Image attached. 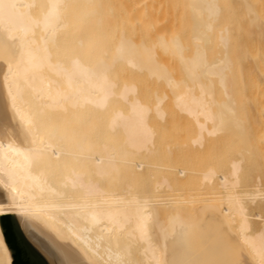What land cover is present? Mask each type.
Returning <instances> with one entry per match:
<instances>
[{
  "label": "bare ground",
  "instance_id": "1",
  "mask_svg": "<svg viewBox=\"0 0 264 264\" xmlns=\"http://www.w3.org/2000/svg\"><path fill=\"white\" fill-rule=\"evenodd\" d=\"M165 1L0 0V264H264V0Z\"/></svg>",
  "mask_w": 264,
  "mask_h": 264
},
{
  "label": "rangeland",
  "instance_id": "2",
  "mask_svg": "<svg viewBox=\"0 0 264 264\" xmlns=\"http://www.w3.org/2000/svg\"><path fill=\"white\" fill-rule=\"evenodd\" d=\"M164 1H165V0H164ZM170 1H171V0H170ZM165 2H166V1H165ZM167 2H169V0H168ZM162 3H163V0H161V2H160L161 6H162ZM170 3H171V2H170ZM164 4H165V3H164ZM171 4H172V3H171ZM171 4H170V5L168 4L169 7L166 6V4H165V5H164L165 7L163 6L162 8H164V9L167 8L166 10L169 11V9L173 7V6H171ZM172 5H173V4H172ZM170 6H171V7H170ZM164 9H163V10H164ZM170 11H171V10H170ZM167 90H168V89H167ZM169 93H170V91H169ZM169 93H167V95H168ZM169 95H173V94L170 93ZM168 97L170 98V97H172V96H168ZM169 98H168V101H169ZM178 114H179V113H178ZM175 115H176V114H175ZM175 115H174V116H175ZM179 116H180V117H178V118H181V117H182L181 114H179ZM176 117H177V116H176ZM175 119H176V118H175ZM176 120L178 121V120H180V119H176ZM181 121H182V120H180V122H181ZM181 123H182V122H181ZM184 123H185V122H184ZM179 124H180V123H179ZM180 125H181V124H180ZM181 126H184V125H181ZM181 126H180L181 130H180V129H178V130L180 131L179 133L182 135V133H183L182 129H184V128H182ZM178 128H179V127H178ZM186 128H187V129H186ZM189 128L191 129V127H185L186 132H187V130H190ZM178 130L176 129V131H178ZM176 131L174 130L175 133H176ZM181 131H182V132H181ZM174 132H173V133H174ZM186 132H184V133H186ZM192 132H193V131H191V130L188 131V132H187V133H188L187 135H188V136H191V135H192ZM189 133H191V135H189ZM180 134H179V135H180ZM177 135H178V133L175 134L174 136L177 137ZM185 135H186V134H185ZM185 135L183 134L182 136L185 137ZM225 135L227 136V134H225ZM182 136H179V137H178V138H181V140H180L181 142L178 141V143L180 142V147L183 146L184 149H183V148L179 149L180 147H179V146H176L175 149H176V151L179 149L178 152H176L174 149H172V148L174 147V145H175V142H176V145H177V140L174 139V142H172V144H174L173 147H172V145H171V143H170L171 140H172L173 138H171V140H169V141H170L169 143H170V145H171V146H170V149H171L172 152H173V151L176 152V153L174 152V154H175L176 157H177V158H176V157L174 156V154H173L172 156L169 154L171 157L168 158V159L172 160V162H170V163H172L173 166H174L175 164H176L175 167H178V168H179V166H182L183 164H182L181 162H182V160H183V157L186 156L187 159H188V162L191 163L190 165L187 164V165H189L188 167H190V166H191V167L194 166V165H192V164H196L197 166H199V168H198L196 165H195L196 168H193V167H192L193 169H196V171H197L198 169H200V168L202 167V165H203V167H204V166H205V167H206V166L209 167L213 162L216 163V165H217V167H218L217 169H220V170H223V169H224L225 166L223 165V163H225V161L227 160V158L230 156V155H228V157H226V156H227V155H226L227 153H225V152H227V151L229 152V150H227V149H229L228 146L231 145V144L227 141V140H229V139H228L229 136L226 138V137L222 134L221 137H223V138H221V137L219 136V137H220L219 139H218V137H217L216 140L214 139L215 142H214V140H213V141H208V142H210V143H208V145H210V146H207V142H206V144H205L206 147H205V146L197 147V146L193 145V143L190 142L191 140L188 139L187 137H185V140H187V141L185 142V141H184V138H182ZM178 138H177V139H178ZM186 138H187V139H186ZM189 138H190V137H189ZM225 138H226L227 143H226V141H224ZM175 140H176V141H175ZM188 140H189V141H188ZM230 140H231V139H230ZM172 141H173V140H172ZM182 141H183L185 144L182 143ZM187 142H188V143H191L193 146H195V147H193V150H192V148H191L192 145L189 147V148H191V149H189L188 146L186 147V145H188ZM163 143H164V142H163ZM211 143H212V145H211ZM183 144H184L185 146H184ZM225 144H226V145L228 144V145L226 146ZM163 145H167V144L165 143V144H163ZM181 145H182V146H181ZM168 147H169V145H168ZM177 147H178V149H177ZM185 147L188 148V149H189L190 151H192V152L194 151V152L196 153V157H195V155H194V154H195L194 152H193V153H192V152L189 153V150H188V149L186 150ZM196 148H198V150H197ZM165 149H166V148H165ZM167 149H168V148H167ZM195 149H196V150H195ZM225 149H226V151H225ZM185 151H186V153H185ZM196 151H197V152H196ZM168 152H169V151H168ZM168 152H167V154H168ZM223 152H224V153H223ZM169 153H171V152H169ZM181 153H182V154H181ZM183 153L186 154V155H184ZM187 153H188V154H187ZM191 153L193 154V156H192ZM235 153H236V152H235L234 150H232V153H231V151H230L229 154L235 155ZM167 154H166V155H167ZM223 154H224V155H223ZM166 155H164L165 158L168 156V155H167V156H166ZM180 155H181V156H180ZM232 155H231V157H232ZM164 156H163V157H164ZM178 156H179V157H178ZM182 156H183V157H182ZM188 156H189V157H188ZM190 156L192 157V159H193V157H194V160H195V161H192ZM235 156H236V155H235ZM172 157H174V158H172ZM180 157H182V159H181ZM186 157H185L184 159H186ZM175 158H176V159H179V158H180L179 160L181 161L180 163H181L182 165H181L180 163L177 164V163H176L177 161L175 160ZM224 158H225V159H224ZM189 159H190V160H189ZM223 159H224V160H223ZM166 160H167V159H165V162H166ZM174 160H175V161H174ZM222 160H223L224 162H223ZM197 161H198V162H197ZM167 162H168V160H167ZM167 162H166V163H167ZM173 162H174L175 164H174ZM186 162H187L186 160H183V163H184V164H185ZM192 162H193V163H192ZM194 162H195V163H194ZM214 163H213V165L216 166ZM206 164H207V165H206ZM208 164H209V165H208ZM250 164H251V163H250ZM178 165H179V166H178ZM185 165H186V164H185ZM222 165H223V166H222ZM219 166H220V167L222 166L221 168H223V169H221ZM249 166H250V167H249ZM249 166H245V169L248 168V169H249V172H251V171H252V168H253V166H255V164L252 166V168H251V165H249ZM191 167H190V168H191ZM254 168H256V166H255ZM254 168H253V170H255ZM193 169H192V170H193ZM201 169H202V168H201ZM176 170H177V168H176ZM192 170H191V171H192ZM202 170H204V169H202ZM202 170H198V171L201 172ZM250 170H251V171H250ZM194 171H195V170H193L192 172H193V174L195 175L196 173H194ZM247 171H248V170H247ZM247 171H246V173L248 174ZM175 172H176V171H175ZM255 172H256V170H255ZM253 173H254V171L248 174V175H249V178H248V175H246L247 178H248L247 180L250 179V181H251V179L254 178L253 176H251ZM253 175H255V173H254ZM191 177H192V176H191ZM191 177H190V178H191ZM196 177H197V176H196ZM252 177H253V178H252ZM194 179H195V176H194L193 180H191V184L188 183L189 187H186V188H185V190H186V189H187V190H188V189H190V190L192 189L191 191H193V192H195V191L197 190L196 193H193V194H195V196H194L192 193H189L190 191L187 192V195H188V194H192V195H193V199H195V203H196V204L194 203L195 206L192 205V206H193V209H194V207H195V208L198 207L199 204L204 205L205 203L208 202V201H204V200H208V199H212L211 202H214V203H215V202L220 203L218 200H214L215 198L213 199L214 195H213V196L206 195V192L204 193V191H205L204 188L201 189V190H204V191H202V192L199 191V190H200V187H201L202 185L199 187L200 183H199L198 181H194ZM195 180H196V179H195ZM198 180H199V179H198ZM188 181H189V180H188ZM192 181H194V182L192 183ZM189 182H190V181H189ZM196 182H198V183H197L198 186H197V187L195 186V188H193V187L190 188V187L192 186V184H194V183H196ZM186 183H187V182H186ZM248 183H249V182H248ZM248 183H247V184H248ZM197 184H196V185H197ZM186 185H187V184H186ZM190 185H191V186H190ZM248 186H249V187H248ZM248 186H246V187L241 186V187H242L243 191H244V190H250V189H252L251 185H248ZM198 188H199V190H198ZM195 189H196V190H195ZM240 189H241V188H239V190H240ZM242 189H241V190H242ZM241 190H240V191H241ZM182 191H183V190H182ZM198 191H199V192H198ZM243 191H242V192H243ZM175 192H176V191H175ZM177 192H178V191H177ZM180 192H181V191H180ZM178 193H179V192H178ZM182 193H183V192H182ZM184 193H186V192H184ZM197 193H198L199 195H198ZM200 193H201V194L203 193V194H205V195H203V194L201 195ZM175 194H177V193H175ZM207 194H208V193H207ZM200 195L203 196V197H201ZM188 196H189V195H188ZM190 196H191V195H190ZM190 196H189V197H190ZM196 196H199L201 199H198L199 197H196ZM209 196H210V197H209ZM216 196H218V195H216ZM205 198H206V199H205ZM219 198H220V196H219ZM219 198H218V199H219ZM193 199L191 200V198H190L191 202L193 201ZM216 199H217V197H216ZM198 200H199V201H198ZM202 200H203V201H202ZM219 200H220V199H219ZM196 201H197V202H196ZM247 201L249 202L248 199H247ZM199 202H200V203H199ZM185 203H186V202H185ZM188 203H189V202H188ZM188 203H186V204H188ZM209 203H210V200H209L208 204H209ZM214 203H211V204H214ZM217 203H215V204H217ZM186 204H185V206H187V208H186L185 206H184V207H185L186 209H189V208H190L189 206H191V205H186ZM192 204H193V203H192ZM197 204H198V205H197ZM180 205L183 206L184 204H183V205L180 204ZM201 205H199V206H201ZM192 206H191V207H192ZM189 210H192V209L190 208ZM254 211H255V207L252 206V207L250 208V212L254 213ZM254 221H256V218L254 219ZM202 230H204V232H207V233H212L211 231L208 232V229H207V231H205L206 229H202ZM199 232H200V231H198V233H199ZM201 232H202V231H201ZM204 232H202V233H204ZM213 233H214V232H213ZM213 233H212V234H213ZM212 234H211V235H210V234H206V235L204 234V235H205V237H206V236L208 237L207 240H208V239L210 240V236H212ZM197 235H198V234H197ZM200 235H201V233H200ZM208 235H210V236H208ZM202 236H203V235H202ZM205 237H204V239H205ZM197 238H198V237H197ZM199 238H201V237H199ZM211 238H213V237H211ZM201 239H202L203 242H201V241H200V242L203 243V244L200 246V250L202 249V248H201L202 246H203V251H204V250H205V251H206V250H207V251L212 250V249H210V250L207 249L208 247L210 248V246L207 245V244H206L205 247H204V244H205L204 242H205V240H203V238H201ZM199 240H200V239H197V241H199ZM207 240H206V241H207ZM209 240H208V241H209ZM211 241H212V240H211ZM213 241H214V239H213ZM206 246H208V247H206ZM204 248H205V249H204ZM212 248H213V247H212ZM214 248H215V246H214ZM214 248H213V249H214ZM218 248H219V247H218ZM216 250H217V247H216L213 251L215 252ZM213 251H212V252H213ZM215 254H216V253H215ZM215 254H214V256H216ZM218 255H219V254H218ZM218 255H217V257H220V256H218ZM218 264H220V263H218Z\"/></svg>",
  "mask_w": 264,
  "mask_h": 264
},
{
  "label": "water",
  "instance_id": "3",
  "mask_svg": "<svg viewBox=\"0 0 264 264\" xmlns=\"http://www.w3.org/2000/svg\"><path fill=\"white\" fill-rule=\"evenodd\" d=\"M4 228L7 241L14 251V264H40V262L35 259L32 251L28 249L23 240L19 237L9 220L4 222Z\"/></svg>",
  "mask_w": 264,
  "mask_h": 264
}]
</instances>
